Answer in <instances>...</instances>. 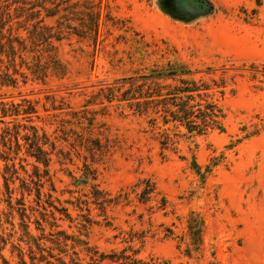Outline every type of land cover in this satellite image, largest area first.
<instances>
[{
  "label": "rangeland",
  "instance_id": "1",
  "mask_svg": "<svg viewBox=\"0 0 264 264\" xmlns=\"http://www.w3.org/2000/svg\"><path fill=\"white\" fill-rule=\"evenodd\" d=\"M39 20L63 30L51 41L61 72L43 80L26 69L45 61L27 33ZM14 38L25 44L23 64L14 59L23 77L0 88V102L35 113L0 123V264H89L94 252L101 264L120 253L264 264V0H0V43ZM152 71L175 75L158 82L167 88L206 87L198 93L220 108L223 131L189 134L134 113L128 81ZM21 125L43 135L47 167L26 155Z\"/></svg>",
  "mask_w": 264,
  "mask_h": 264
},
{
  "label": "trees",
  "instance_id": "2",
  "mask_svg": "<svg viewBox=\"0 0 264 264\" xmlns=\"http://www.w3.org/2000/svg\"><path fill=\"white\" fill-rule=\"evenodd\" d=\"M41 7V6H40ZM30 8H33L31 6ZM46 17H54L56 12L50 9L42 8ZM27 10V9H26ZM33 15L38 16V11L35 14H28L26 22L29 21ZM30 18V19H29ZM42 20H39L35 25L31 26V31L28 33V39L31 41V45L38 47L39 45L45 46L43 53L46 54L45 61L40 62V55L35 57V64L32 67H27L26 69L30 71V74L35 76V79L43 80L46 77V72L48 69L54 71V73L61 72V66L58 60L55 57V54H52L53 46L51 44L52 40L59 41L61 39V34L63 32L61 27L53 30V27H48L41 25ZM59 25V24H58ZM14 43L17 45V48L14 46ZM25 49L24 41H20L17 38L7 39L6 43H0V88L2 87H15L17 83L16 75L22 76L23 73H19L15 69L14 59L17 56V50L20 48ZM32 52V51H30ZM4 57V59H3ZM21 60V55L17 56ZM23 64V60H21ZM21 67V66H20ZM164 72L152 71L148 76L140 77L141 84H136V80H129V88L126 90L128 99H126L129 104V108H134V113L138 115H145L150 111L154 116H158L161 119L162 126L172 124L176 129L178 127H183L187 133H195L196 135H202L207 130H219L223 131L222 120L224 118L223 113L220 108L214 102H208L204 98L206 95H200L198 92L206 90V87L200 88L201 86H196L193 82L181 81L182 87H173L167 88V86H162L158 82L160 80H168L173 78L174 74H163ZM23 77V76H22ZM26 78L24 77V80ZM167 88L165 94H162V90ZM195 97L199 101H195ZM34 107L29 103L25 108L22 105H14L13 103H3L0 102V123L5 124L2 121L3 118H12L19 115L26 116V122H31L30 116L34 114ZM156 119H151L150 124L154 126ZM8 122L7 124H10ZM19 127V125L17 126ZM22 129L26 131V134L23 135V140L27 145L26 155L35 160L36 163H41L44 167L48 166L49 154L43 150V146L46 144V141L43 138V135L40 137L37 129L33 126H23ZM12 131V133H10ZM168 130L164 129L158 133L160 141L159 144L162 149H167L169 146L173 145L175 142L167 133ZM2 143L3 145L10 146L11 139L13 140V127L10 130L6 127L2 131ZM15 138L18 136V131L14 132ZM13 143V141H12ZM17 147L19 145L16 142ZM10 149V147H9ZM13 170V166L10 167ZM5 170H9L5 166ZM4 179V189L8 196V199H11V190L9 189L8 179ZM155 188L153 185L146 186L143 188L139 194V201L144 203L147 202L150 198V194L154 192ZM40 194L37 192V197ZM163 201V200H162ZM10 205V204H9ZM9 208L11 206H8ZM191 234L196 236L199 239V230L197 234L193 231V228H190ZM96 252H94L90 257L89 264H101L106 260L107 256L98 255L96 258ZM110 261V264H154L152 260L143 261L140 259L133 258L131 256H124L123 253L120 255H111L107 258ZM78 264V263H73Z\"/></svg>",
  "mask_w": 264,
  "mask_h": 264
}]
</instances>
